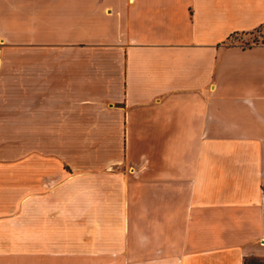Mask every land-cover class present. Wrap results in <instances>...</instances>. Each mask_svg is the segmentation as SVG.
Listing matches in <instances>:
<instances>
[{"label":"crops","instance_id":"crops-1","mask_svg":"<svg viewBox=\"0 0 264 264\" xmlns=\"http://www.w3.org/2000/svg\"><path fill=\"white\" fill-rule=\"evenodd\" d=\"M24 1L30 25L79 27L64 39L80 43L65 105L100 107L131 170L87 173L79 197H54L38 239L53 234L55 264L263 256L264 0Z\"/></svg>","mask_w":264,"mask_h":264},{"label":"rangeland","instance_id":"rangeland-1","mask_svg":"<svg viewBox=\"0 0 264 264\" xmlns=\"http://www.w3.org/2000/svg\"><path fill=\"white\" fill-rule=\"evenodd\" d=\"M11 1L0 5V218L13 223L0 233V264H55L53 234L38 239L39 216L47 224L56 215L54 197L79 192L87 173L131 170L116 159L115 124H104L100 107L85 112L79 102L76 112L65 105L70 52L80 43L64 39L79 27H59L55 34L56 27L30 25L37 21L28 16L36 5ZM250 257L264 264V255Z\"/></svg>","mask_w":264,"mask_h":264},{"label":"trees","instance_id":"trees-1","mask_svg":"<svg viewBox=\"0 0 264 264\" xmlns=\"http://www.w3.org/2000/svg\"><path fill=\"white\" fill-rule=\"evenodd\" d=\"M249 261H252V263H254V264H262L263 262H261V261H259V260H257L256 258H254V257H250L249 259H245V264H249L248 262Z\"/></svg>","mask_w":264,"mask_h":264},{"label":"built area","instance_id":"built-area-1","mask_svg":"<svg viewBox=\"0 0 264 264\" xmlns=\"http://www.w3.org/2000/svg\"><path fill=\"white\" fill-rule=\"evenodd\" d=\"M261 194H262V199H263V201H264V186H263L262 189H261Z\"/></svg>","mask_w":264,"mask_h":264}]
</instances>
